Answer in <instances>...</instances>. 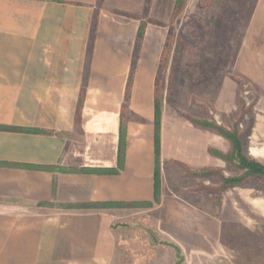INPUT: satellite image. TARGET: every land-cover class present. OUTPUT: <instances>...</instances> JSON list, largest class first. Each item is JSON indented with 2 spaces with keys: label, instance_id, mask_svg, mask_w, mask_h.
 Masks as SVG:
<instances>
[{
  "label": "crops",
  "instance_id": "crops-1",
  "mask_svg": "<svg viewBox=\"0 0 264 264\" xmlns=\"http://www.w3.org/2000/svg\"><path fill=\"white\" fill-rule=\"evenodd\" d=\"M149 4L0 0V264H113L118 206L153 200L161 47L115 15ZM121 126L118 174L64 171L115 168Z\"/></svg>",
  "mask_w": 264,
  "mask_h": 264
},
{
  "label": "rangeland",
  "instance_id": "rangeland-1",
  "mask_svg": "<svg viewBox=\"0 0 264 264\" xmlns=\"http://www.w3.org/2000/svg\"><path fill=\"white\" fill-rule=\"evenodd\" d=\"M152 1L115 15L161 47L159 202L118 206L113 264H264V0Z\"/></svg>",
  "mask_w": 264,
  "mask_h": 264
},
{
  "label": "trees",
  "instance_id": "trees-1",
  "mask_svg": "<svg viewBox=\"0 0 264 264\" xmlns=\"http://www.w3.org/2000/svg\"><path fill=\"white\" fill-rule=\"evenodd\" d=\"M142 29L139 30L138 37L141 38ZM160 130H161V111L157 103H155V120H154V150H153V200L147 202H133L130 205H142L145 207L152 206L153 203L159 202L160 195V176H161V159H160ZM124 147H125V135L124 129L121 126V134L119 140V152L117 166L112 169H89L83 168L79 170H64V171H78L81 173H100V174H118L123 168L124 162ZM249 169H253L249 165ZM255 167V165H254ZM40 168V167H38ZM45 169H53V167H45ZM254 171V170H253Z\"/></svg>",
  "mask_w": 264,
  "mask_h": 264
}]
</instances>
